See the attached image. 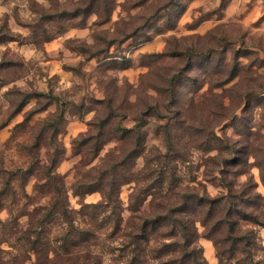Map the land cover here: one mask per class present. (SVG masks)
I'll return each instance as SVG.
<instances>
[{
	"label": "rangeland",
	"instance_id": "rangeland-1",
	"mask_svg": "<svg viewBox=\"0 0 264 264\" xmlns=\"http://www.w3.org/2000/svg\"><path fill=\"white\" fill-rule=\"evenodd\" d=\"M0 9V264H178L171 207L205 264H250L218 254L237 234L218 208L264 221V0ZM232 213L264 264V226Z\"/></svg>",
	"mask_w": 264,
	"mask_h": 264
},
{
	"label": "trees",
	"instance_id": "trees-1",
	"mask_svg": "<svg viewBox=\"0 0 264 264\" xmlns=\"http://www.w3.org/2000/svg\"><path fill=\"white\" fill-rule=\"evenodd\" d=\"M153 107L155 108V106H153ZM133 132L135 133L136 136H139V134L141 133V131L138 129H136ZM259 166H260V171H261V179L264 183V163L261 161L259 163ZM53 177H54V175H53ZM159 178H161L162 180H165L166 177L165 176H159ZM161 179H158L157 181H160ZM168 181L171 182V179H169ZM223 184L227 187L228 191L231 190L230 189L231 182L223 180ZM115 185H116L115 183L109 182L105 186V187H107L106 190H104V189L102 190V193L104 195L106 202L115 201V199H113L115 191H116ZM249 185H251V182L248 183V186ZM87 191L88 190H86V192ZM54 192L57 195L61 194L60 187L55 185L54 186ZM188 195H190V194H188ZM116 197H117V195H116ZM235 197L241 198V199H243V201L248 202L241 195H239V196L235 195ZM56 198L58 199V197H55V199ZM65 198H66V196L64 195V197L61 199V201L63 202V200H64V203H65V201L67 203V200ZM224 198H225V196H221L219 198L214 199L215 204H213V208H211V212L215 210V208H216L215 205H217L216 202L221 203ZM185 199L188 200V198L184 197L183 203H185L184 202ZM222 206H220L218 208V211H221V213L219 214V215H221L219 217L220 218L219 221L221 223L224 222L226 225H228L230 227L229 231H231V232L236 231L237 234H235L234 242L232 241L233 244L230 247H228L227 249L222 251L217 246L218 254L221 256L227 255V258L232 257V258L236 259L237 251L245 252L248 254L247 259L249 260V263L250 264H257V261H254L253 257H251L249 249H243L240 247V244L241 243L244 244L245 243L244 241L247 242L248 238H247V236L246 237L244 236V233H243L244 229L242 230V227L240 225L239 220L238 219L233 220V218H231V213L233 212L232 214L238 216L243 221L249 220V221H252L254 223L261 224L263 226H264V221L262 222L261 220L257 219V217L255 215H253L251 212L243 210L239 207H235L233 209H231V208L225 209V207L221 208ZM210 207H212V206H210ZM180 212H182L181 209L171 207V208H169L168 212H166L163 215L160 214V216H158V218H160V220H166L164 226L168 229V234L173 235V237H174L173 242H167L164 244L166 246H169V245H175L176 246V249H178V251L180 252L179 254L181 256L180 257L181 259H179L180 262H178V264H205L203 258L200 256V248L198 246H196L194 243L195 242L194 241V235L195 234L193 232V224H191L190 218L172 216L175 213H180ZM155 219H156V217L154 218L152 216L150 218H148L146 227L150 224L152 225V223ZM234 226H236V230H234L235 229ZM146 227L145 228L142 227L141 231L142 230L145 231ZM247 232L249 233V231H247ZM138 237H141L143 240H148L147 236H139V234H137V233L134 236H132L131 243L134 245L133 250H135V251H138L137 249H140V243L138 242V239H137ZM218 241H220V240H217V241L215 240V243H218ZM220 261H221V264H239L240 263L239 259H237V261L235 260L234 262L224 263L222 257H220Z\"/></svg>",
	"mask_w": 264,
	"mask_h": 264
},
{
	"label": "clouds",
	"instance_id": "clouds-1",
	"mask_svg": "<svg viewBox=\"0 0 264 264\" xmlns=\"http://www.w3.org/2000/svg\"><path fill=\"white\" fill-rule=\"evenodd\" d=\"M4 11V9H0V13H2Z\"/></svg>",
	"mask_w": 264,
	"mask_h": 264
}]
</instances>
